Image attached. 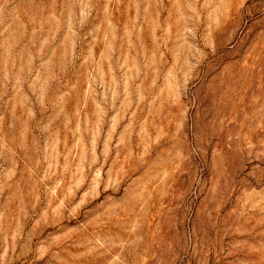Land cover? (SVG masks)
<instances>
[{
	"label": "rangeland",
	"instance_id": "1",
	"mask_svg": "<svg viewBox=\"0 0 264 264\" xmlns=\"http://www.w3.org/2000/svg\"><path fill=\"white\" fill-rule=\"evenodd\" d=\"M0 264H264V0H0Z\"/></svg>",
	"mask_w": 264,
	"mask_h": 264
}]
</instances>
